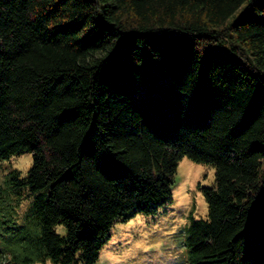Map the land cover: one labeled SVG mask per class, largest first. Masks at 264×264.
<instances>
[{"label":"trees","instance_id":"trees-1","mask_svg":"<svg viewBox=\"0 0 264 264\" xmlns=\"http://www.w3.org/2000/svg\"><path fill=\"white\" fill-rule=\"evenodd\" d=\"M24 152L0 264H94L183 157L214 168L189 263L264 264V0H0V159Z\"/></svg>","mask_w":264,"mask_h":264},{"label":"rangeland","instance_id":"rangeland-1","mask_svg":"<svg viewBox=\"0 0 264 264\" xmlns=\"http://www.w3.org/2000/svg\"><path fill=\"white\" fill-rule=\"evenodd\" d=\"M31 163L32 156L28 152L0 159V203L6 207L0 216L8 219L12 216L14 223H21L18 217L27 213L32 196L18 204L10 202L7 194L9 173L18 171L23 177ZM213 176L211 165L181 158L172 176L169 200L150 214L135 213L125 221H114L94 264H190L186 247L190 217H206L202 188L213 185ZM25 227L32 230L29 237L33 239L37 229L30 225L22 228ZM55 230L60 234L65 232L62 225H56Z\"/></svg>","mask_w":264,"mask_h":264}]
</instances>
